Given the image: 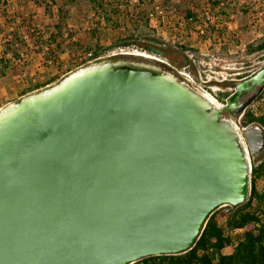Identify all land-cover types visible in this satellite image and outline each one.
Here are the masks:
<instances>
[{"label":"water","instance_id":"obj_1","mask_svg":"<svg viewBox=\"0 0 264 264\" xmlns=\"http://www.w3.org/2000/svg\"><path fill=\"white\" fill-rule=\"evenodd\" d=\"M146 61V60H145ZM217 107L159 65L103 58L0 107V264H132L191 249L249 195L230 117L264 61ZM249 154L264 132L245 126Z\"/></svg>","mask_w":264,"mask_h":264},{"label":"rangeland","instance_id":"obj_2","mask_svg":"<svg viewBox=\"0 0 264 264\" xmlns=\"http://www.w3.org/2000/svg\"><path fill=\"white\" fill-rule=\"evenodd\" d=\"M211 1L154 0L153 3L156 5L155 9L163 17L162 20H164L162 25H158L154 16L149 23L144 18L145 12L150 10L152 1H127L125 18L120 15L119 23L115 24L111 20L107 21L96 14L86 0H53V3H51L52 16L45 12V5L50 4V0H4L0 6V55L4 49L3 43L7 41L9 42L7 47L11 50H9L7 55V58L10 59L9 65L5 69V73L0 76V103L11 98H16L34 83L47 80L50 76L59 77L64 72L70 69L73 70L77 64V59L92 50H96L100 55L116 53L114 56L106 58L143 61L148 64L159 65L176 74L175 70L171 68L173 66L171 59L176 58L181 62L187 61V59L180 51L179 45H177L176 36L173 33L171 36L166 34L163 36L161 33L166 29L169 32L173 26L176 27L174 25L175 22H178V25L179 23L181 25L186 24L187 22L185 23L183 16L187 8L193 14L187 26L198 27L199 30L202 29L206 21L204 10L207 5L210 6ZM222 1L223 3H228V0ZM261 1L254 3L252 7L247 5V0H242L237 5L238 11L244 12V14H239L247 23L250 21V13L256 12L257 14L260 11L264 12V1ZM60 5L64 10L68 11L63 29L64 33L65 35L71 34L72 37L66 39L63 44L66 51L59 56V59L47 65L45 61L47 53L42 48L43 45L48 43V34L53 30L52 26L55 22L57 7ZM217 6L215 9H217ZM231 7L234 8V4ZM221 15L224 16L223 14ZM111 16L108 15L109 19ZM171 16L174 22H171ZM249 29L248 32H251L252 28ZM245 31L247 30L245 29ZM131 34L141 35L142 40H146L150 36H157L159 38L157 42L159 45L157 47L163 50V54L154 55L158 56L162 62L138 55L119 54L121 50L132 51L135 48L136 45H117L122 40L126 41ZM194 51L198 58L202 59L201 55L195 49ZM12 52H15L16 57ZM234 60L241 61V65L244 67L237 75H242L244 70L248 71L246 73H250L256 70L264 61V50L257 51L253 54H247L243 50L240 56L235 57ZM206 67V65L204 67L202 65V68ZM216 68L219 69L217 66ZM192 70L195 71V67H192ZM213 84L219 88L215 91L216 101L220 106H223L225 98L233 89H225L224 85L218 81H213ZM248 109L255 115L264 113V88L248 106ZM253 123L261 128L260 124ZM262 125L264 127V124ZM249 156L251 161V155L249 154ZM262 158H264V149L255 156L254 163L257 164ZM263 184L264 176L261 175L255 179V186L258 190L262 189ZM224 208L222 206L221 210L223 211Z\"/></svg>","mask_w":264,"mask_h":264},{"label":"trees","instance_id":"obj_3","mask_svg":"<svg viewBox=\"0 0 264 264\" xmlns=\"http://www.w3.org/2000/svg\"><path fill=\"white\" fill-rule=\"evenodd\" d=\"M86 1L96 14L107 21L111 20L113 23L117 24L119 23L120 15L125 18L127 11L126 5L129 0ZM139 1H152L150 10L145 12V21L149 23L154 16L158 25H162L164 20H162L163 17L161 14H158L155 9L156 5L153 3L154 0ZM3 2L4 0H0V6ZM49 3L50 4L45 5V12L52 16L51 3H53V0H50ZM216 6L220 13H227L225 10L227 4L223 3L222 0H212L210 4L211 9L214 10ZM67 13L68 11L64 10L61 5L57 7L55 22L52 26L53 30L48 34V43L43 45L42 48V50L45 49L47 53L45 58L47 65L59 59V56L66 51L63 44L66 39L72 37L71 34L65 35L63 30ZM108 15L111 16L110 19ZM192 16L191 10L187 8L183 16L185 23L187 22L186 25H189ZM171 22H174L172 16ZM174 25L177 27L178 22H175ZM209 27L213 26L209 25ZM158 40L159 38L157 36H150L147 37L146 40H142L141 35L131 34L126 41L122 40L117 43V45H136L135 47L144 49L149 53L161 55L163 54V50L157 47L159 45L157 44ZM8 44V41L3 43L4 49L0 55V76L5 73V69L9 65L10 59L7 58V55L11 49L7 47ZM181 48L182 47H179L180 51ZM247 50L248 53L263 51L264 40L255 45H249ZM89 52L92 58L100 55L96 50ZM12 53L16 57L15 52ZM185 63L186 61L182 62L181 65ZM56 80H58L57 76H50L47 80L32 84L30 88L25 91L43 88ZM222 85H224V87L231 86L230 82H223ZM252 122H256L260 125L264 124V113L255 115L247 107L239 119V124L241 126H246ZM254 160L255 156L251 155L250 189L246 201L235 208L226 205L223 206L225 207L223 211L221 210L222 207L215 210L208 218L201 235L191 249L179 254L146 257L132 264H264V184L261 190H258L255 186V179L261 175L264 176V158L257 164L254 163ZM236 229L240 231L237 232L235 231ZM225 247L231 248L229 253L222 252Z\"/></svg>","mask_w":264,"mask_h":264},{"label":"crops","instance_id":"obj_4","mask_svg":"<svg viewBox=\"0 0 264 264\" xmlns=\"http://www.w3.org/2000/svg\"><path fill=\"white\" fill-rule=\"evenodd\" d=\"M241 1L242 0H228L227 7L225 9L227 13L223 14L224 16H222L225 23V32L222 35L219 33L218 29L213 27L202 28L199 30L198 27L195 28L194 26H187L186 24L181 25V23H179L177 27L173 26L169 32L167 29L165 31H162L161 34L163 36L164 34L171 36L173 33V35H175L177 38L176 41L179 47L190 46L193 47V49H195L198 53L203 52L207 54L208 56L203 59V67L204 65H206L207 67L205 69L214 72L218 71L221 74L223 73V77L220 78L218 82H230L232 86L233 82L251 73H246L248 71L244 70V73L242 72V75H237L240 73V70L244 69V67L241 65V61L234 60L235 57L240 56L243 50L247 54H253L257 52L255 51L252 53H248V46L255 45L258 42L264 40V12L260 11L257 12V14L256 12L253 13L255 14L257 19L255 20L254 26L252 27L239 14H244L243 11H238L237 9V5H239ZM263 1L264 0H262L261 2ZM257 2H260V0H247L246 3L249 7H252L254 3ZM232 4H234V8L231 7ZM218 13L222 14L219 11ZM249 28H252L251 32H248V30H250ZM245 29L247 31H245ZM171 62L173 67L179 68L180 66H182V62L176 58L171 59ZM216 66L219 67L220 70L217 69ZM67 72L69 71L61 74L58 79L61 78V76H64ZM231 86H226L225 89L230 90L232 88ZM29 92L31 91L21 92L20 95H18L16 98H11L3 103H0V107L9 102L19 99L21 96ZM230 93L231 92H229L228 94ZM230 250V247H225L223 248L222 252L229 253Z\"/></svg>","mask_w":264,"mask_h":264},{"label":"built area","instance_id":"obj_5","mask_svg":"<svg viewBox=\"0 0 264 264\" xmlns=\"http://www.w3.org/2000/svg\"><path fill=\"white\" fill-rule=\"evenodd\" d=\"M204 14H205V23L203 28H207L210 26H213V28H216L219 30V33L222 35L224 34V20L221 14L217 13V9L212 10L210 6L207 5V7L204 10ZM249 25L250 26H254V22L257 19L255 14L250 13L249 14ZM177 42V41H176ZM178 44V43H177ZM181 52L184 54V56L186 57L187 61L185 64H183L182 66H180L179 68L173 67L171 66V68H173V70H175L176 75L184 82H186L187 84H189L193 89H195L196 91L200 92L201 94L205 95H210L213 96L216 99V92L219 88L215 86V84H213V81H219L220 78H222V74L220 72H214V71H210L208 69L202 68L203 65V59L205 57H207L208 55L200 52L199 54L201 55V58H198V56L196 55V52L194 51V49L190 46H182L181 48ZM116 53H111V54H107V55H99L95 58H92L91 53L88 52L86 55L79 57L76 61V65L74 67H80L84 64L90 63V62H94L106 57H110V56H114ZM119 54L122 55H127V54H131V55H138V56H143L145 58H149V59H154L157 60L159 62H162V60L154 55L151 54L147 51H145L144 49L135 47L132 51H126V50H121L119 52ZM192 67H195V71L192 70ZM72 70V69H70ZM68 70V71H70ZM220 77V78H218ZM49 85V84H47ZM46 85V86H47ZM241 115L237 118H233L230 117V119L233 122V125L236 129V131L238 132L240 139L244 145V148L247 152V154L249 155V151L247 148V145L245 143L244 137L242 136V132L245 128V126H241L239 124V119H240ZM261 129L264 132V127L263 125H260ZM235 231H240L239 229H236Z\"/></svg>","mask_w":264,"mask_h":264},{"label":"bare ground","instance_id":"obj_6","mask_svg":"<svg viewBox=\"0 0 264 264\" xmlns=\"http://www.w3.org/2000/svg\"><path fill=\"white\" fill-rule=\"evenodd\" d=\"M205 96L212 102V104L216 105L217 107H221L213 96L210 95H205Z\"/></svg>","mask_w":264,"mask_h":264},{"label":"flooded vegetation","instance_id":"obj_7","mask_svg":"<svg viewBox=\"0 0 264 264\" xmlns=\"http://www.w3.org/2000/svg\"><path fill=\"white\" fill-rule=\"evenodd\" d=\"M258 95H259V94H258ZM258 95H257V96H258ZM257 96H256V97H257ZM256 97H255V98H256ZM254 100H255V99H254Z\"/></svg>","mask_w":264,"mask_h":264}]
</instances>
